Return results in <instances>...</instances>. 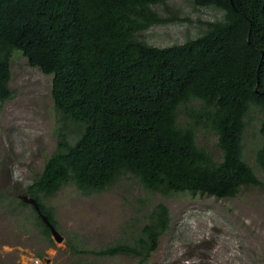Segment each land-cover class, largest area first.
Here are the masks:
<instances>
[{
	"label": "trees",
	"instance_id": "16d2710c",
	"mask_svg": "<svg viewBox=\"0 0 264 264\" xmlns=\"http://www.w3.org/2000/svg\"><path fill=\"white\" fill-rule=\"evenodd\" d=\"M161 1L0 0V101L13 96L11 62L19 49L31 65L53 75L55 108L76 124L74 141L59 129L56 149L26 187L56 228L53 208L40 194L52 196L68 181L91 192L131 173L164 194L219 198L236 195L243 185L264 187L243 150L252 107L264 109V0H193L222 9V16L183 43L158 46L139 32L172 18L156 9ZM200 128L217 135L219 156L197 142ZM260 133L256 160L264 172V117ZM169 221V207L159 203L139 244H67L78 252H134L144 264Z\"/></svg>",
	"mask_w": 264,
	"mask_h": 264
},
{
	"label": "rangeland",
	"instance_id": "374dc122",
	"mask_svg": "<svg viewBox=\"0 0 264 264\" xmlns=\"http://www.w3.org/2000/svg\"><path fill=\"white\" fill-rule=\"evenodd\" d=\"M156 9L164 17L139 32L147 42L167 46L201 34L207 21L220 18L216 6H197L193 0H164ZM13 96L0 101V264H29L33 255L51 256L52 264H140L134 252L95 254L74 251L67 243L99 249L115 242L139 244L142 227L159 203L169 207V226L144 264H264V187L243 185L229 197L208 193L147 188L126 173L104 189L84 192L65 182L52 196L41 195L53 208L61 241L46 235L38 222L26 187L42 172L57 147L59 129L71 141L76 124L55 108L53 75L33 66L15 49L11 62ZM186 109L179 113L186 122ZM264 109L252 107L244 132V157L264 179L256 160L262 143ZM197 142L217 157V135L200 128ZM27 203H24V202Z\"/></svg>",
	"mask_w": 264,
	"mask_h": 264
},
{
	"label": "water",
	"instance_id": "95a60500",
	"mask_svg": "<svg viewBox=\"0 0 264 264\" xmlns=\"http://www.w3.org/2000/svg\"><path fill=\"white\" fill-rule=\"evenodd\" d=\"M23 198L26 201L31 202L33 204V206L35 207V209L38 211L39 215L41 216L42 220L51 228L54 238L57 239L58 241H61L63 239V236L58 231V229L55 227V225L50 221L48 215L41 210L38 200L34 196H28V195H25ZM46 260L50 261V258L46 257Z\"/></svg>",
	"mask_w": 264,
	"mask_h": 264
},
{
	"label": "built area",
	"instance_id": "2783aa9c",
	"mask_svg": "<svg viewBox=\"0 0 264 264\" xmlns=\"http://www.w3.org/2000/svg\"><path fill=\"white\" fill-rule=\"evenodd\" d=\"M46 257L50 258V261L46 260ZM52 257L51 256H36L33 255L29 261V264H52Z\"/></svg>",
	"mask_w": 264,
	"mask_h": 264
}]
</instances>
